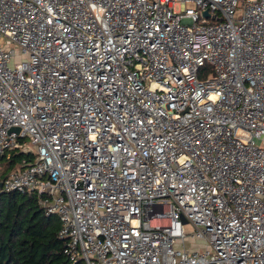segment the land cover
Returning <instances> with one entry per match:
<instances>
[{
  "label": "built area",
  "instance_id": "built-area-1",
  "mask_svg": "<svg viewBox=\"0 0 264 264\" xmlns=\"http://www.w3.org/2000/svg\"><path fill=\"white\" fill-rule=\"evenodd\" d=\"M0 39V195L71 261L264 264V0H0Z\"/></svg>",
  "mask_w": 264,
  "mask_h": 264
},
{
  "label": "trees",
  "instance_id": "trees-1",
  "mask_svg": "<svg viewBox=\"0 0 264 264\" xmlns=\"http://www.w3.org/2000/svg\"><path fill=\"white\" fill-rule=\"evenodd\" d=\"M34 161L28 151L11 150L0 157L5 164L0 179ZM56 215L46 214L36 195L9 192L0 195V264H84L64 253L66 240L59 236Z\"/></svg>",
  "mask_w": 264,
  "mask_h": 264
},
{
  "label": "rangeland",
  "instance_id": "rangeland-1",
  "mask_svg": "<svg viewBox=\"0 0 264 264\" xmlns=\"http://www.w3.org/2000/svg\"><path fill=\"white\" fill-rule=\"evenodd\" d=\"M1 40V39H0ZM0 43H1V41H0ZM3 43V44H2ZM1 44L2 45H5L6 44V41H4V42H2ZM9 47H11V48H14L15 49V51H18V48H17V46L16 45H10ZM2 165V168L0 169V171H3V169L5 168V164H1ZM187 228L189 229V230H193V228H192V226L191 225H187ZM199 243H201V242H199Z\"/></svg>",
  "mask_w": 264,
  "mask_h": 264
},
{
  "label": "water",
  "instance_id": "water-1",
  "mask_svg": "<svg viewBox=\"0 0 264 264\" xmlns=\"http://www.w3.org/2000/svg\"><path fill=\"white\" fill-rule=\"evenodd\" d=\"M204 15H207V12H204ZM12 130L18 131V128H13ZM183 223H186L185 219H183Z\"/></svg>",
  "mask_w": 264,
  "mask_h": 264
}]
</instances>
